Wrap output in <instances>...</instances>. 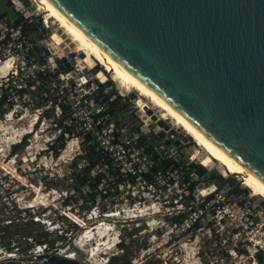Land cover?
<instances>
[{
	"label": "rangeland",
	"instance_id": "374dc122",
	"mask_svg": "<svg viewBox=\"0 0 264 264\" xmlns=\"http://www.w3.org/2000/svg\"><path fill=\"white\" fill-rule=\"evenodd\" d=\"M0 14L3 15L2 23L13 22V15H18L35 24L39 31L34 39L29 40L28 37L21 36L19 41H15V44L20 42L22 45L16 52L18 55L11 51L0 60V65L7 59H12L14 62L12 70L0 73L1 83L10 78H7L9 74V76L18 77L11 84L10 90V96L14 98V108L0 120V227L6 226L10 220L19 226L20 223L32 219L38 221V225L34 228L47 232L48 239L58 240L59 246L60 241L65 239L66 243L71 239L69 248L66 245L56 251L46 252L44 250L43 253L33 248L29 254L26 253L27 255L20 252L15 253V249L12 253H8L0 245V261L6 259L7 254H13L12 259L17 262L30 263L46 261L51 256L64 258L70 256V260L77 264H108V259L113 255L124 254L123 257L127 260H134L129 264L254 263L244 244L247 231L245 226L258 216L260 219L256 221L257 224L264 221V206H260L255 197H250L249 191L248 194H243V189L246 187L241 185L239 178L224 175L212 158L205 161L208 153L199 149L195 141L186 136L170 120L165 123L169 130L172 129L177 134L170 135L168 131H165L167 132L165 138L158 143L155 142V146L160 152L168 153L176 160H181L184 165L198 164L206 170V174L200 178H197L195 174L191 176L192 182L195 183L192 192L194 201L189 202L187 195L181 192V188L178 187L182 179L181 173L173 171L169 176L174 180L173 184H168L166 178L159 176L154 185L147 189L137 180L134 185H123L116 190L112 189L109 197L104 201L108 209L100 218L97 209L93 208L86 214L83 221L75 211L70 209L74 207V203L71 202V207L63 206L62 202L65 198L63 182L67 178L72 158L80 151V132L91 130L89 127V123L92 122L91 115L97 109L94 104L85 103L84 96L90 95L98 86L106 85L104 93L113 92V95L121 98L123 107H121L120 121L123 123L122 126H125L124 134L127 139L133 129L138 127L146 132L149 141H153L154 136L163 131L157 123L160 120L159 117L155 116L157 122L152 120V116L158 114L159 111L154 108L150 110L151 115L146 114L136 105L137 97L130 99L128 97L130 93H125L123 89L118 88L108 75L103 83L98 80L96 82L95 76L98 72H103L102 68L99 65L89 68L84 63H78L80 56L74 52V46L69 39L56 45L52 34H55L57 27L52 26L50 30L44 29L42 27L44 14H29L21 4H15V0H0ZM42 41L48 44L51 55H43L44 51L38 44ZM13 42L10 43L13 44ZM27 47L33 48L37 56L39 55L35 63L31 62L32 65H36V69L28 67L31 64L26 61L27 59L32 61V59L25 49ZM68 56H71V59H68ZM63 59L70 64L60 70L56 66V61ZM56 70L58 83H55L56 79L53 78L48 82L50 85L45 87L44 93L35 91L33 86L25 88L26 92L23 97L18 98L16 88L19 87L17 86L25 85L26 87V81L33 79L32 73L46 74ZM60 74H63V79ZM68 80L75 84L74 89H70ZM64 108L66 113L72 112L71 118L74 120L75 131L74 135L64 136V148L57 157H53L47 151V145L59 134L55 123L61 117L60 113ZM178 134L183 135L185 140L178 138L176 136ZM23 140L26 145L20 152L11 155V146ZM101 140L105 141V137ZM120 148L112 149L111 154L119 166L125 165L128 168L127 155L123 154ZM128 152L132 153L128 156L132 164H144L141 157L138 156L140 162L137 160L135 148H130ZM194 154H196L195 157H193ZM214 173L226 178L227 184L231 182L223 195L218 192L214 198L222 203V207L216 208L213 214L212 203H208L200 227L192 233H184V229L187 228L186 224L189 222L184 223L183 226H176L172 224V218L179 212L183 213L190 208H196L203 198L215 191L216 187L208 179V175ZM52 184H56V187H52ZM235 189L241 191L240 194H243L244 198L250 202L249 206H245L242 199L233 200V197L240 195H231ZM204 190L207 195H201ZM14 207L21 210L20 223H17L18 220L15 219L17 212ZM24 210L28 211L27 214H31L32 218L25 215ZM37 212L41 214L37 215ZM198 215L199 212H196L191 214V217L196 218ZM96 226L110 229V231H105L108 234L104 242L98 239L84 241L82 237L86 229ZM255 226L253 224L251 228ZM9 230L14 231V226ZM122 237L130 250L135 252L134 257L127 256L118 248L117 244ZM9 247H12V244Z\"/></svg>",
	"mask_w": 264,
	"mask_h": 264
},
{
	"label": "water",
	"instance_id": "95a60500",
	"mask_svg": "<svg viewBox=\"0 0 264 264\" xmlns=\"http://www.w3.org/2000/svg\"><path fill=\"white\" fill-rule=\"evenodd\" d=\"M43 1L264 184V0ZM69 62L57 60L56 66L63 70ZM157 123L159 140L165 131L176 134ZM243 194L233 200L249 206ZM256 202L264 206L262 199ZM39 262L77 264L60 256L30 263L9 257L0 264Z\"/></svg>",
	"mask_w": 264,
	"mask_h": 264
},
{
	"label": "trees",
	"instance_id": "16d2710c",
	"mask_svg": "<svg viewBox=\"0 0 264 264\" xmlns=\"http://www.w3.org/2000/svg\"><path fill=\"white\" fill-rule=\"evenodd\" d=\"M2 16L3 15L0 14V19ZM13 19L14 20L11 22V26H13L14 29H18L20 34L23 36L34 39V37L39 34L37 26L32 23L29 24L28 20L23 17L13 15ZM28 54L34 55V51L30 49ZM17 74L20 75V73ZM57 74V70L53 73L48 72L46 74L37 72L32 81H26V87L24 85L16 88L18 98L21 99L23 97L26 92L25 88L32 86L35 91L44 93V89H46L45 87L50 85L48 82L53 78L56 79ZM16 79H18L17 76H11V78L6 82H0V120L14 108V98H11L10 90L12 87L11 84ZM58 81L59 80L56 79L55 83H58ZM67 83H70L71 90L75 88V84L71 80H68ZM105 86L106 85L98 86L96 90L87 96V98L92 99L96 104L103 105L105 107L104 113L106 112L110 115L111 120L116 126L123 125L120 121V115L122 112L121 107H123L121 98L113 95V92L104 93L103 90ZM65 113L66 111L64 108L63 112L60 113L61 117L58 118L55 123V128L58 129L59 134L55 136L54 139L47 145V151H49L53 157H57L58 153L64 148V136L74 135L75 125L73 118H71L72 112ZM103 114L96 113L91 116L92 122L89 123V125L93 129V132L100 131L102 125L99 122V118ZM106 123H108V121ZM112 137V146L120 144V142H118V134L116 132L112 133ZM79 138V144L81 146L80 151L72 158L69 171H67V178L63 182L65 186L63 195L65 198L62 204L63 206L71 207V202L74 203V207H71L70 209L75 211L79 218L84 221L86 214H88L93 208L97 209V213L100 218L101 215L105 213L106 209H108L106 208L104 201L109 197L110 191L112 189L116 190L118 187L123 185H134L136 183V176L127 171L125 173L121 172V166L116 163L115 158L111 155V153L104 151L100 147L99 142L96 140V136L92 133V130L80 132ZM159 141L160 140L156 135L154 136L153 141H149L148 136H143L136 144V147L142 149L141 156L147 157L150 163L149 170L141 173V179L147 185L153 186L157 177L161 176L162 178L167 179L168 184H173L175 182L169 176L171 172L177 171L181 173L182 177L178 187L181 188V192L183 194H187L186 198L189 202L194 201L192 192L194 191L195 183L192 182L190 175L195 174L197 178H200L202 175L206 174V170L198 164L190 163L184 165L181 160H176L168 153L165 154V152H160L155 146V142L158 143ZM121 144L124 149H128L130 147L125 143ZM24 145H26L24 140L20 143L13 144L11 146V155L20 152ZM128 156L129 154L127 153V161H131ZM208 179L216 187L215 191L203 198L196 208H190L187 212L183 213L179 212L172 218V224H175L176 226H183L184 223L189 222V224L187 223L188 227L184 229V233H192L200 227V222L208 203H212L211 206L213 209L211 211L213 214L215 213L216 208L218 209L222 207V203L218 200H214V198L219 190L223 188L228 181L226 178H223L216 173L209 174ZM52 185V187H56V184ZM240 193L241 191L235 189L231 192V195L235 196ZM131 203L132 202H130V204ZM14 209L15 212H17L15 219L18 220L17 223H20L19 221L22 220L20 215L21 210L16 207H14ZM23 212L29 218H32L31 214H27L28 211L24 210ZM196 212H199V215L196 218L191 217V214H195ZM40 214L41 212H37V215ZM16 225L10 220L6 226L0 227V245L5 248L8 253H12L15 249V253L20 252L27 255V252L29 254V251L37 246H44V250L47 252L50 250L56 251L58 248L66 247V245L69 248L71 245V239L66 243L65 239L60 241V246L57 244L58 240H49L47 232L34 228L35 225H38V221H33L31 219L20 223L19 226ZM13 226L14 231L9 230ZM71 234L72 232L70 235ZM11 244L12 247H9ZM21 246H24V248H20ZM117 246L122 253H125L127 256L134 257L135 252L130 250L123 237ZM123 256L124 254L113 255L108 259V264H129V262H134V260L129 261ZM254 258L257 264H264V256L262 253H256Z\"/></svg>",
	"mask_w": 264,
	"mask_h": 264
},
{
	"label": "bare ground",
	"instance_id": "6f19581e",
	"mask_svg": "<svg viewBox=\"0 0 264 264\" xmlns=\"http://www.w3.org/2000/svg\"><path fill=\"white\" fill-rule=\"evenodd\" d=\"M15 4H19V5L21 4L24 8H26V10L30 5H32L33 8L30 11L27 10L29 14H33V15L39 13L44 14L42 27L46 30H50L52 26L57 27V29L55 30L56 31L55 34H52V38L55 41L56 45H60L61 43H63V40L69 39V42L74 46V52L79 54L80 56V57L78 56L79 57L78 63H84L89 68H93L96 65H99L102 68L103 72H98L97 75L95 76L98 82L103 83L108 75L110 76V80L115 82L117 87L123 89L125 93L135 94V96L137 97L135 101L136 105L140 109H142V111L144 110L146 114L148 111L153 110L154 108L158 109L159 113L154 116H158L160 119L159 121H163L164 123L170 120L171 122H173L175 126L180 128L186 136L193 139V141H195L199 149L208 153L207 156L208 158L205 161H209L212 158V160L216 161V163L218 164L224 175L235 176L237 177V179L238 178L240 179L241 185L246 187L245 189L250 192V197L260 198L264 200V184L262 182L257 180L247 170L240 167L236 162L232 161L231 159L223 155L212 143H210L200 133H198L195 129H193L188 123H186L181 117H179L174 111H172L154 94H152L145 87H143L124 68H122L118 63H116L113 59H111L101 48H99L93 41H91L71 22L67 21L66 19L54 13L44 3L43 0H26V1L15 0ZM41 46L44 47V51H46L47 53L49 52L48 44L42 43ZM65 47L67 46L65 45ZM65 59L61 61L67 63L66 62L67 59L66 60ZM12 67H13V60L7 59L4 62H2L0 65V73H5L7 72V70L12 69ZM147 103L150 104V106ZM180 139L185 140V138L183 137H181ZM195 155L196 154H194L193 157H195ZM205 194H206L205 190L201 192V195H205ZM105 231H110V229H106L103 226L87 228L82 239L84 241L98 239L99 241L104 242L105 238H107L106 235L108 234V233L106 234ZM99 245L101 246L102 244L100 243ZM93 251L94 248L92 249V255L94 257L95 252L93 253ZM7 255L8 257L6 258H9L13 254H7ZM75 258L77 259V257ZM66 259L70 260L71 257L68 256L66 257ZM36 264H43V263L39 262ZM144 264H148V263H144Z\"/></svg>",
	"mask_w": 264,
	"mask_h": 264
},
{
	"label": "built area",
	"instance_id": "2783aa9c",
	"mask_svg": "<svg viewBox=\"0 0 264 264\" xmlns=\"http://www.w3.org/2000/svg\"><path fill=\"white\" fill-rule=\"evenodd\" d=\"M2 19L3 18L0 19V60L2 59V57H4L6 55V53L8 54L11 51H14L13 53L18 55L16 52L18 51L19 47H21L22 45L20 42H18V44H15V41H19V38L21 36H23L22 34H20L18 29H14V27L11 26L12 25L11 22L8 23L5 21L2 23V21H3ZM28 23L30 24L31 21L29 22V20H28ZM28 39L30 40L31 38L28 37ZM11 41H14L13 44L10 43ZM42 43H43V41L39 42L38 44H39V47L44 51V49H43L44 47L41 46ZM25 49H26L27 53L29 52L30 49H32L34 51V55H29V57L32 59V61L27 59L26 62L30 63V64H31V62L35 63V59L39 58V55L37 56V54L35 53V50L31 47H27ZM49 54L50 53L48 52V55ZM28 67H31L30 69H36L35 64L34 65L31 64V66L28 65ZM20 68L21 67H19V69ZM10 70H12V69H10ZM9 75L7 76V78L8 77L11 78V76H13V75H11V76H9ZM62 75L63 74H60L61 79L64 78ZM32 77L33 78L35 77L34 73H32ZM10 78H8V79H10ZM17 87H20V86H17ZM87 96H84L85 97L84 102L87 104H94L97 107L96 112L94 114H96V113L103 114L105 111V107L103 105L96 104L92 99H88ZM91 120H92V117H91ZM107 121H108V123H106ZM99 122L102 125L100 131L93 132V129L91 128L90 125H89V127L91 128L92 133H94V135L96 136V140L99 142L100 147L104 151H107L108 153H112L111 151H112L113 147H114V149L121 147L120 148L121 151L123 152V154L126 153V155H127V153L129 155H132V153H130L128 151L130 150V148H133V149L135 148L137 151V160H139V157H141L144 161V164H142V165L136 164V163L132 164L131 161H128L129 167L127 168L125 165H123V166L120 165L121 166L120 170L122 173H125L127 171V172H130L131 174L135 175L136 180L141 182L142 184H144V188L147 189V187H152L150 185H147L141 179V173L147 172L149 170L150 163L147 160L148 159L147 157L141 156V150L142 149L136 147V144L138 143L140 138H142L143 136H148L146 134V132H144L140 128L136 127L133 129L132 134L130 135L129 139H127V137L124 134L125 133V126H122V125L116 126L115 123L111 120L110 115L106 112L99 118ZM85 131H87V130H85ZM113 132H116L118 134L117 139L119 140L118 142H120V144H116L115 146H112V144H111V140L113 138L112 137ZM103 137H105V141L101 140V138H103ZM105 143H107L106 146H105ZM121 143H125V144L129 145L130 147L128 149H124V147ZM139 162H140V160H139ZM192 175L193 174H191L190 176H192ZM254 219H256V221H257L260 219V217L258 216V218L257 217L253 218L252 222L248 223L245 226L247 231H246V237L244 240V244L246 245V249L250 252V256L254 260L253 264H257L255 261V258H254L255 254L260 252L264 256V221L257 224V222L254 221ZM253 224H255L256 226L254 228H251ZM187 227H188V225H187ZM249 228H251V229L249 230ZM35 248H36V251H39L41 253L44 252V246H37ZM11 258H13V256H11Z\"/></svg>",
	"mask_w": 264,
	"mask_h": 264
},
{
	"label": "flooded vegetation",
	"instance_id": "af4514ba",
	"mask_svg": "<svg viewBox=\"0 0 264 264\" xmlns=\"http://www.w3.org/2000/svg\"><path fill=\"white\" fill-rule=\"evenodd\" d=\"M177 136V135H176Z\"/></svg>",
	"mask_w": 264,
	"mask_h": 264
}]
</instances>
